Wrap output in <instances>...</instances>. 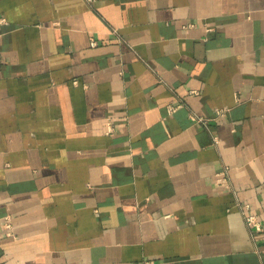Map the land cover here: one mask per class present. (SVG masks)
I'll return each mask as SVG.
<instances>
[{
    "label": "crops",
    "instance_id": "0c3cea01",
    "mask_svg": "<svg viewBox=\"0 0 264 264\" xmlns=\"http://www.w3.org/2000/svg\"><path fill=\"white\" fill-rule=\"evenodd\" d=\"M246 213L264 0H0V264H264Z\"/></svg>",
    "mask_w": 264,
    "mask_h": 264
},
{
    "label": "built area",
    "instance_id": "2783aa9c",
    "mask_svg": "<svg viewBox=\"0 0 264 264\" xmlns=\"http://www.w3.org/2000/svg\"><path fill=\"white\" fill-rule=\"evenodd\" d=\"M91 44L92 45H95L96 44V40L94 38H92L91 40ZM220 112V111H219ZM191 118L193 120H196V121H201L203 120V118L201 117H198V116H195V115H192ZM225 174V171L223 172H220V175H223ZM226 186L227 187H230V183L229 182H226ZM245 221L247 223V225L252 228L253 230L255 231H264V225H263V222L262 220H260L257 215L253 214V213H246L245 214Z\"/></svg>",
    "mask_w": 264,
    "mask_h": 264
}]
</instances>
